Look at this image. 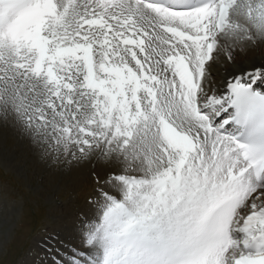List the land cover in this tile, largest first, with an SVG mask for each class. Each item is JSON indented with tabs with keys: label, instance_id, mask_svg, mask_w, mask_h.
I'll list each match as a JSON object with an SVG mask.
<instances>
[{
	"label": "snow or ice",
	"instance_id": "6c2138e0",
	"mask_svg": "<svg viewBox=\"0 0 264 264\" xmlns=\"http://www.w3.org/2000/svg\"><path fill=\"white\" fill-rule=\"evenodd\" d=\"M261 45L264 0H0V123L96 166L37 264H264V63L212 71Z\"/></svg>",
	"mask_w": 264,
	"mask_h": 264
},
{
	"label": "rangeland",
	"instance_id": "374dc122",
	"mask_svg": "<svg viewBox=\"0 0 264 264\" xmlns=\"http://www.w3.org/2000/svg\"><path fill=\"white\" fill-rule=\"evenodd\" d=\"M222 60L223 55L213 69ZM17 134L10 129V140H0V188L4 190L0 191V264H37L50 234L66 243L73 239L80 219L92 214L89 201L96 197V166L69 171L62 164L42 160L30 141ZM12 143L19 151L9 148ZM97 170L102 172V165Z\"/></svg>",
	"mask_w": 264,
	"mask_h": 264
},
{
	"label": "bare ground",
	"instance_id": "6f19581e",
	"mask_svg": "<svg viewBox=\"0 0 264 264\" xmlns=\"http://www.w3.org/2000/svg\"><path fill=\"white\" fill-rule=\"evenodd\" d=\"M262 63H264V45L249 49L246 55L243 56L238 55L236 65L227 62L226 59L222 60L220 63L217 64L216 68L212 70L214 73L217 72L218 74V77H215L213 75V82H214L213 86L222 89L225 86V82L228 79H230L231 75L236 74L240 69L251 70V66L253 64L259 66ZM10 129L16 131L12 127L8 128L2 123H0V140L5 139L7 142L10 140ZM17 135L18 137L20 136L19 134ZM19 138L22 139L21 136ZM24 145L26 144L24 143ZM9 148L14 150L17 149L16 151H19L18 148L15 147V144L13 143L9 145Z\"/></svg>",
	"mask_w": 264,
	"mask_h": 264
}]
</instances>
